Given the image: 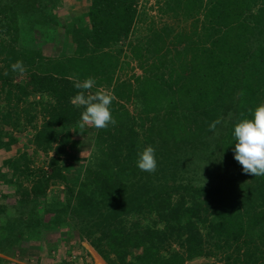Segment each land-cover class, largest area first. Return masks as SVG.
Here are the masks:
<instances>
[{
	"label": "trees",
	"instance_id": "1",
	"mask_svg": "<svg viewBox=\"0 0 264 264\" xmlns=\"http://www.w3.org/2000/svg\"><path fill=\"white\" fill-rule=\"evenodd\" d=\"M43 3L10 4L9 43L0 42V118L17 119L18 102L26 101L27 120L35 110L42 116L33 143L53 151L47 172L28 188L17 184L11 213L0 219V252L32 234L55 248L75 230L106 264H184L195 256L212 257L201 264H264V177L243 172L232 135L234 123L264 103V0H170L189 17V29L128 39L140 72L123 77L121 41L136 0H90L88 26L64 43L68 53L55 56L16 43L21 31L50 26ZM17 60L26 71L15 81ZM88 77L96 81L92 91L115 95L116 123L95 128L73 173L60 156L73 159L71 131L85 130L72 98L74 80ZM147 145L156 149L151 173L136 165ZM56 180L64 197L48 204L45 188Z\"/></svg>",
	"mask_w": 264,
	"mask_h": 264
},
{
	"label": "rangeland",
	"instance_id": "2",
	"mask_svg": "<svg viewBox=\"0 0 264 264\" xmlns=\"http://www.w3.org/2000/svg\"><path fill=\"white\" fill-rule=\"evenodd\" d=\"M89 1L44 0L43 6H46V14L52 19L50 26H46L44 33L21 31L17 37V45L25 47L30 44L37 52L50 56L68 53L67 46H63L64 43L71 42L75 33L88 26L84 11ZM14 2L17 0H2L0 3V42L3 43H9V30L4 27L5 22L11 20L13 13L9 7ZM169 3L170 0H136V14L130 33L126 39L121 41L124 51L121 52L120 60L126 61V64H123L122 72H118L120 77L129 76L132 72H140L136 60L131 58L127 47L128 39L133 42L138 39L146 40L148 36L152 38L153 31H161L163 35L162 28L164 27L172 28V32L189 29V17H182L178 11L173 9L175 7L169 6ZM13 75L12 78L15 81L25 77V74L20 72H15ZM3 99L1 94L0 110L5 108ZM27 99H38V95H29ZM26 105V101L18 102L17 119L14 117L11 120H1L2 117L0 118V219L3 213H11V205L15 203L18 196L17 184L28 188L42 171L47 172V161L53 152L52 149L43 150L33 143L32 133L40 123L42 116L37 110L30 108L29 111H34L37 116L27 120L23 112ZM84 129L83 133L71 131V136L78 138L73 159L64 158V153L60 156V159L64 160L60 163L68 165L69 172L75 173L91 147L95 127L85 126ZM69 172L66 173L67 177L71 174ZM45 196L48 204L53 203L50 202L51 200L63 199L64 190L61 181L50 182L45 188ZM44 217H47V213ZM44 236L40 234L37 238L32 234L18 246L0 252V264H97L93 255L97 257L100 264H106L94 248L84 238L79 237L75 230H70L66 238L58 240L55 248H47L42 240ZM205 261H212V257L195 256L184 264H201Z\"/></svg>",
	"mask_w": 264,
	"mask_h": 264
},
{
	"label": "clouds",
	"instance_id": "3",
	"mask_svg": "<svg viewBox=\"0 0 264 264\" xmlns=\"http://www.w3.org/2000/svg\"><path fill=\"white\" fill-rule=\"evenodd\" d=\"M13 72L26 71L22 61L17 60L11 65ZM96 81L92 77L84 80L75 79L74 87L78 89L72 98V103L77 108H82L79 127L92 126L96 129H105L110 124H115L111 105L116 99L108 89L99 88L92 91ZM217 119L209 125L214 130ZM232 135L235 140L234 158L242 166L244 173L252 177H264V103L258 104L251 113V118L243 117L233 125ZM156 149L152 145L145 146L138 154L137 167L141 171L154 172L157 167Z\"/></svg>",
	"mask_w": 264,
	"mask_h": 264
},
{
	"label": "crops",
	"instance_id": "4",
	"mask_svg": "<svg viewBox=\"0 0 264 264\" xmlns=\"http://www.w3.org/2000/svg\"><path fill=\"white\" fill-rule=\"evenodd\" d=\"M85 248V251H87L88 253H89V251H88V249L86 248V247H84ZM92 254V253H91ZM93 258L95 259V261L97 262V264H100V261L97 259V257H95L94 255H93Z\"/></svg>",
	"mask_w": 264,
	"mask_h": 264
}]
</instances>
